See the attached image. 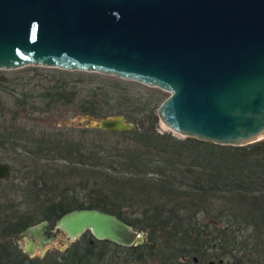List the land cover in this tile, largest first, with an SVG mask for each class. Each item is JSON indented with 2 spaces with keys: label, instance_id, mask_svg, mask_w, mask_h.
I'll return each mask as SVG.
<instances>
[{
  "label": "water",
  "instance_id": "obj_1",
  "mask_svg": "<svg viewBox=\"0 0 264 264\" xmlns=\"http://www.w3.org/2000/svg\"><path fill=\"white\" fill-rule=\"evenodd\" d=\"M96 72L169 92L159 122L183 137L245 146L264 139V0H0V69ZM126 131L122 114L82 117ZM11 166L0 162V179ZM130 246L139 230L101 208H74L16 236L43 254L61 232ZM11 238L0 237V242Z\"/></svg>",
  "mask_w": 264,
  "mask_h": 264
},
{
  "label": "rangeland",
  "instance_id": "obj_2",
  "mask_svg": "<svg viewBox=\"0 0 264 264\" xmlns=\"http://www.w3.org/2000/svg\"><path fill=\"white\" fill-rule=\"evenodd\" d=\"M168 95L160 88L96 72L68 71L42 65L0 69V121L15 120L23 129V132H16L19 133L17 135L14 133L13 143H6L4 148L0 146V162L9 164L12 169L10 178L0 179V236L8 235L18 218L41 211L42 202L48 197L58 200L66 198L78 205L86 204L99 190L110 194L111 187L102 181L101 173L98 172L100 167H106L112 175V187L116 191H123L122 196L113 193L110 196L120 206L115 207L114 211L134 225L141 226V230L143 227L162 229V234H155L154 237L164 248L172 250L170 244L178 246L185 243L191 246L197 228L201 226L210 231L222 230L225 224L220 222L214 225L209 212L198 210L195 215L194 206L180 204L177 207L174 203H166L167 194L170 193L168 188L173 191L177 188L178 192L190 190L188 186L191 180L182 177L179 172L173 178L164 177L169 170L160 157H155L151 165L138 171L140 173L119 166L116 171L106 160H100V163H95V167L92 166V161L86 157L88 146L83 147L80 157H77L75 153L71 154L73 145L44 151L45 148L34 141L53 133H61L64 138H71L77 144L86 141V145H89L91 138L103 142L112 140L108 135L86 125L82 119L85 113L81 112L85 105L101 110L103 118L122 114L126 121L133 123V128H154L158 133H166L182 141L185 137L170 131L159 122L156 114L157 107ZM65 97L71 100L66 101ZM228 162L233 166L231 174L236 175L241 171L245 176L246 182L242 185L247 192L255 190L257 186L254 183L263 182L258 195L264 194V166L257 167L249 160H244L238 166L233 160ZM167 183L170 185L167 186ZM235 188L239 186L231 183L224 189L219 187L208 192L214 196L211 209L216 213L224 211L231 214L234 219L230 222L234 224L231 229L237 233L238 242L253 233L257 240L251 241L257 243L258 247L253 251L254 259L251 260L238 250L222 254L224 264H264V238L258 237V232L264 229V203L252 205L249 199L241 201L235 192L230 191ZM191 215L195 218H191ZM57 219L52 216L50 221L55 223ZM10 221L13 223L8 224ZM10 237L12 241L4 243L24 248L23 239L15 234L5 238ZM90 237L86 231L83 237L66 241L64 233L60 232L55 240L46 245L43 254L36 249L29 261L32 264H51L52 258L56 256L63 264L75 263L77 258L82 264H101L102 260L98 256L104 243L95 240L93 247L83 244L82 240ZM203 240L209 251L215 252L212 250L215 239L208 236ZM76 246L79 251L74 255L72 251ZM216 247L219 252V245ZM179 255L177 253L174 260L177 263L181 261Z\"/></svg>",
  "mask_w": 264,
  "mask_h": 264
},
{
  "label": "trees",
  "instance_id": "obj_3",
  "mask_svg": "<svg viewBox=\"0 0 264 264\" xmlns=\"http://www.w3.org/2000/svg\"><path fill=\"white\" fill-rule=\"evenodd\" d=\"M65 99L66 101L71 100L66 97ZM81 112L85 113V115L103 118L101 117L103 113L95 106H82ZM22 130L23 129H20V126L17 125L15 120L11 119L9 122L0 121V146L4 148L6 147V143H13L15 139L14 133L18 131L23 132ZM94 130L101 131V134L105 136L108 135L109 138L113 139H106L103 142L91 138L89 140V145H86V141L82 140L83 143L78 142L79 144H77L71 138H64L61 133H53L39 139H34V141L41 145V148L44 147V151H50L55 148L60 150L65 146L73 145V148H70L71 154L75 153L77 157H80L83 147L88 146L89 152L86 157L92 161V166L95 167V163H100V160H106L109 162V166L113 167L116 171H118L117 166H119L122 169L131 168L132 172L137 171V173H140L138 171L151 165L155 157H160L166 162L169 170L168 173H165L167 176L164 177L173 178V175L179 172L182 177L191 180V184L188 186L190 190L178 192L177 188H175L176 190L174 191L168 188L170 193L167 194L166 203H174L177 207L180 204H189L195 207V215L198 210H204L205 212H209V217L212 221L218 223L222 222L225 225H230V222L234 219L231 218V214L229 213L224 211L216 213L214 209H211L214 204V196L208 192H213V190L219 187L224 189L226 186L231 185V183H236L240 189L235 188V190L231 189L230 191L233 193L235 192L241 201L249 199L248 201H250L252 205L264 203V194L260 193L258 195V189L262 187L261 185L263 182L254 183L257 186L255 190L247 192L245 186L242 185L246 182L245 176L241 171L236 175L231 174V167L233 166L228 162L229 160H233L234 164L238 166L244 160H249L257 167L264 166V139L245 146H231L205 142L193 137H185L181 141L179 139H173L169 134L158 133L154 128H132L129 131L108 132L107 130L98 128H94ZM17 134L19 133H16V135ZM27 136L30 137L29 134ZM73 150L75 152H73ZM119 159H121V161ZM104 168L105 169L101 167L98 168V172L101 173L102 181L111 187V191H109L110 194L99 190L94 193V196L91 197L86 204L78 205H74L73 202H70L66 198L58 200L54 197H48L42 202L43 209L38 213L27 214L24 217H20L14 224L10 221L8 224H12L13 226L9 229L10 233H8V235H16L28 227V225L30 226L41 220L50 221L52 216L60 218L63 213L74 208H101L117 215L126 223L134 225L133 222L123 218V216L114 211L115 207L118 208L120 206L115 201L111 200L110 196L112 193L115 194V196H122L123 191H116V189L112 187L113 177L107 172L106 167ZM168 185L170 184L167 183V186ZM246 192L251 195H247ZM181 197L183 199H180ZM190 217L195 218L194 215ZM172 229L175 230L176 228ZM8 235H1L0 237L5 238ZM29 259L30 258L23 250L17 246H11L10 243H0V264H32V261H29Z\"/></svg>",
  "mask_w": 264,
  "mask_h": 264
},
{
  "label": "flooded vegetation",
  "instance_id": "obj_4",
  "mask_svg": "<svg viewBox=\"0 0 264 264\" xmlns=\"http://www.w3.org/2000/svg\"><path fill=\"white\" fill-rule=\"evenodd\" d=\"M212 223L217 225L218 222L212 221ZM130 226L137 228L140 234L139 239L134 241L130 246L119 245L108 240H98L90 231L87 232L91 237L87 240L83 239V244H89L90 247H93L95 240L104 243L98 256V258L102 260L101 264H224L222 254H230V252L238 250L242 256L244 255L248 260H251L254 259L253 251L258 247L257 243H254L257 239L253 237V233L246 238H242L240 242H238L237 233L234 229H231V227L234 226L232 223L230 225H225L222 230L214 229L210 231L202 226L198 227L197 235L194 238L195 241L191 246H186L185 243L178 246L170 244L173 251L170 248H164L163 245L158 242V238L154 237L155 234H162V229L143 227V230H141L139 228L141 226ZM85 233L86 231L80 236L83 237ZM263 235L264 229H261L258 232L259 239H263ZM208 236H211V239H215L212 244V250L214 249L215 252H210L205 240H203V238ZM251 240H254V242ZM11 241L12 239L8 242ZM217 244L219 245V252L216 247ZM78 249L79 247L76 246L72 251L74 255L78 254ZM177 253L180 254L178 257L181 258V261L178 263L174 261L176 260ZM190 253H194V255L190 256ZM82 256L86 255L83 254ZM76 260L77 261L75 263L72 262V264H82L78 258ZM52 264L63 263L55 256L52 259Z\"/></svg>",
  "mask_w": 264,
  "mask_h": 264
},
{
  "label": "bare ground",
  "instance_id": "obj_5",
  "mask_svg": "<svg viewBox=\"0 0 264 264\" xmlns=\"http://www.w3.org/2000/svg\"><path fill=\"white\" fill-rule=\"evenodd\" d=\"M169 93V92H168Z\"/></svg>",
  "mask_w": 264,
  "mask_h": 264
}]
</instances>
